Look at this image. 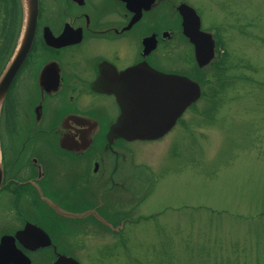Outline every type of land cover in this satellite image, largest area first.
<instances>
[{
  "label": "flooded vegetation",
  "instance_id": "flooded-vegetation-1",
  "mask_svg": "<svg viewBox=\"0 0 264 264\" xmlns=\"http://www.w3.org/2000/svg\"><path fill=\"white\" fill-rule=\"evenodd\" d=\"M192 1L0 0V264L93 262L95 234L124 228L149 169L135 156L159 135L108 133L128 127L119 122L159 130V71L200 88L165 134L191 108L220 101L211 94L217 36ZM186 6L214 41L204 66L184 33L196 23ZM180 41L188 52L175 65L167 56Z\"/></svg>",
  "mask_w": 264,
  "mask_h": 264
},
{
  "label": "rangeland",
  "instance_id": "rangeland-1",
  "mask_svg": "<svg viewBox=\"0 0 264 264\" xmlns=\"http://www.w3.org/2000/svg\"><path fill=\"white\" fill-rule=\"evenodd\" d=\"M192 2L233 80L219 102L191 108V119L138 152L149 167L132 187L138 208L124 228L95 234L86 264H264V0ZM186 47L178 42L168 59L177 65Z\"/></svg>",
  "mask_w": 264,
  "mask_h": 264
},
{
  "label": "water",
  "instance_id": "water-1",
  "mask_svg": "<svg viewBox=\"0 0 264 264\" xmlns=\"http://www.w3.org/2000/svg\"><path fill=\"white\" fill-rule=\"evenodd\" d=\"M188 11L183 10L182 12L189 15L190 20L191 14H194L196 23L191 22L184 23V33L190 39L194 46L196 61L200 66L207 65L211 62L214 57V41L210 33L204 32L200 29L199 17L195 10L191 7L186 6ZM178 85V87H177ZM1 86V85H0ZM174 86V87H173ZM190 92L188 97L183 96L182 92ZM200 96L199 85L188 79L187 77L180 75H169L159 71V130H139L137 124H131L129 122H119L116 126H128L125 129L119 130L118 128H112L108 137L118 134L128 135V140L136 139L135 136L153 134L162 137L170 128L175 124L176 119L185 109V107L196 100ZM132 125V128L129 126ZM144 125V124H142ZM145 137V136H143ZM141 137V139H144ZM3 178V168L0 161V187ZM55 264H80L73 258L61 256Z\"/></svg>",
  "mask_w": 264,
  "mask_h": 264
},
{
  "label": "trees",
  "instance_id": "trees-1",
  "mask_svg": "<svg viewBox=\"0 0 264 264\" xmlns=\"http://www.w3.org/2000/svg\"><path fill=\"white\" fill-rule=\"evenodd\" d=\"M223 62H216V66L218 67V69L223 66L222 65ZM222 68H221V70L219 69L218 72H217V75H216L217 82L213 83L212 93H211L213 99H218L219 93L222 91L223 87L228 82L233 80L232 76H230V77L227 76L226 70H224V68L223 69Z\"/></svg>",
  "mask_w": 264,
  "mask_h": 264
}]
</instances>
